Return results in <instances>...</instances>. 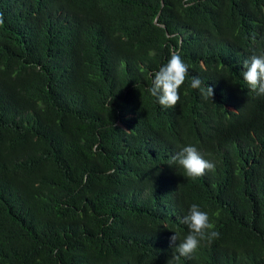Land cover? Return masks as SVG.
Wrapping results in <instances>:
<instances>
[{
	"label": "trees",
	"instance_id": "1",
	"mask_svg": "<svg viewBox=\"0 0 264 264\" xmlns=\"http://www.w3.org/2000/svg\"><path fill=\"white\" fill-rule=\"evenodd\" d=\"M0 13V264H166L192 203L219 237L178 264H264V95L241 74L264 53V0H0ZM174 50L188 76L164 108L150 74ZM188 144L214 170L172 165Z\"/></svg>",
	"mask_w": 264,
	"mask_h": 264
},
{
	"label": "clouds",
	"instance_id": "2",
	"mask_svg": "<svg viewBox=\"0 0 264 264\" xmlns=\"http://www.w3.org/2000/svg\"><path fill=\"white\" fill-rule=\"evenodd\" d=\"M3 24V13H0V26ZM242 67V78L249 89L257 95H264V53L252 55L243 61ZM187 76L188 65L183 61L180 53L174 50L170 52L167 61L150 74L151 86L148 91L160 106L175 107L180 100L179 89ZM190 86L193 89H199L205 98L211 99L213 96V88L205 84L202 86V81L198 76L191 78ZM171 164L182 168L184 175L191 178L203 176L206 171L215 168L214 163L205 159L201 151L192 144L183 146L173 155ZM180 222L187 226L188 233L183 239H179L176 233L169 238L175 247L174 254L166 261V264H178L182 257H190L202 240L207 239L210 242L219 237V232L214 230L208 213L196 203L189 206Z\"/></svg>",
	"mask_w": 264,
	"mask_h": 264
}]
</instances>
